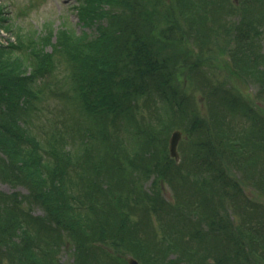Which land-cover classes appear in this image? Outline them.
Here are the masks:
<instances>
[{
    "label": "trees",
    "instance_id": "obj_1",
    "mask_svg": "<svg viewBox=\"0 0 264 264\" xmlns=\"http://www.w3.org/2000/svg\"><path fill=\"white\" fill-rule=\"evenodd\" d=\"M77 1L79 33L63 17L55 31L10 26L15 43L0 47V182L27 190L0 191V264H62L65 242L71 264H127L125 253L140 264H264V200L236 216L213 197L230 187L240 213L241 184L264 194V114L208 80L197 103L205 61L186 50L231 31L233 75L264 102V38L242 30L227 0ZM221 12L240 20L219 24ZM57 69L68 105L34 129L27 111ZM181 128L190 141L177 163L168 138Z\"/></svg>",
    "mask_w": 264,
    "mask_h": 264
},
{
    "label": "rangeland",
    "instance_id": "obj_2",
    "mask_svg": "<svg viewBox=\"0 0 264 264\" xmlns=\"http://www.w3.org/2000/svg\"><path fill=\"white\" fill-rule=\"evenodd\" d=\"M39 0H0V2L4 3V13L3 15L5 18L9 21L10 24L14 23H22L24 25L31 24L33 27L40 28V25L43 23L45 19H48V21H51L53 24V27L56 28L61 21V16H68V22L70 23L71 27L76 31L77 33L80 32V25L78 22V16L76 15V12L73 10V7L78 5L77 0H40L41 3L36 5V2ZM163 1V0H162ZM233 1V4H235V0ZM29 3V8L26 7V4ZM35 5H32V4ZM1 4V3H0ZM236 5V4H235ZM14 7L18 8L19 10H16L14 12ZM34 9V10H33ZM10 16V18L6 17ZM223 14V13H222ZM222 20L219 21V24L223 22H228L231 20V18L227 14H223ZM75 25V26H74ZM264 27V26H263ZM88 31V30H86ZM2 34H4V39L9 38V34H7L4 31H1ZM222 35H226L227 31L224 33H221ZM264 37V35L262 36ZM190 50H193L192 46H189ZM228 49V47H227ZM217 55L213 57V59L216 61L219 59ZM220 61L224 62V59H220ZM59 78V73L54 74L50 80V84L52 88H55L54 83L57 82ZM220 80L224 81L226 78L230 82L227 83L231 87H235L236 90H238L243 96V98L247 101L248 106L252 108L253 110L260 112V114H264V102L259 101L255 98V89L254 85L248 84L243 82L240 78L235 77L233 75V72L231 69H224L221 73V76H219ZM233 87V88H234ZM35 106H38V103H34ZM57 104V100L54 96H50L46 98V100L39 104L38 108L40 111L38 113L34 112L31 114L30 119H28V122L31 123L32 127L34 129H37L40 125H46L47 121L52 119L54 116V106ZM27 127V126H26ZM150 183L145 184V188H149ZM0 190L4 193H11V192H19L20 194L26 193L25 189L22 187L12 189L6 184H2L0 182ZM167 194V197L169 198L171 196V192L167 189L165 191ZM264 195V194H263ZM264 197V196H263ZM32 213L34 215H41L43 214L42 210L34 208L32 210ZM135 219L140 220L142 218V214L140 211H136V214L133 215ZM151 219H154L153 216H151ZM156 222V221H154ZM154 226H158V224H155ZM141 230L139 231L140 235H150V231L147 230V227H145L143 224L140 225ZM157 234L160 236L162 234V229H157ZM109 251H111L109 249ZM130 256L129 254H119L117 255L119 262L122 260L127 259V257ZM59 261L63 264H71L73 262V255L70 250V246L66 245L65 243L62 245V247L59 250V253L57 255ZM92 264H104L103 261L93 262Z\"/></svg>",
    "mask_w": 264,
    "mask_h": 264
},
{
    "label": "water",
    "instance_id": "obj_3",
    "mask_svg": "<svg viewBox=\"0 0 264 264\" xmlns=\"http://www.w3.org/2000/svg\"><path fill=\"white\" fill-rule=\"evenodd\" d=\"M179 137L178 133H174L171 140H170V153L172 156L176 157V145H177V139ZM129 264H138L135 260L129 259Z\"/></svg>",
    "mask_w": 264,
    "mask_h": 264
}]
</instances>
